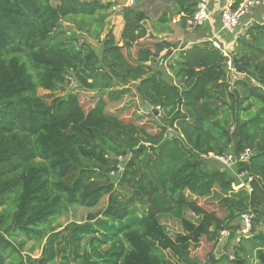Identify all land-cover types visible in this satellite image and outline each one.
<instances>
[{
	"label": "trees",
	"instance_id": "obj_1",
	"mask_svg": "<svg viewBox=\"0 0 264 264\" xmlns=\"http://www.w3.org/2000/svg\"><path fill=\"white\" fill-rule=\"evenodd\" d=\"M198 1L174 0L172 16L183 14L184 25ZM243 1L233 0L232 7ZM224 2L217 1L216 11ZM116 5L117 0H0V264L12 255L20 258L17 264H48L55 257L52 243L63 233L74 246L88 237L80 259L72 252L75 264H175L161 251L178 264H204L192 255L201 240L214 249L222 232L233 236L241 229L245 213L251 215L248 233L232 254L216 259L209 253L205 264H249L251 258L264 264V12L263 19L252 17L236 27L232 48L222 45L227 56L203 41L175 51L167 73L158 69L141 79L136 88L150 94L147 102L158 107L160 117L144 114L162 132L157 144H148L143 128L105 112L102 96L108 92L110 102L123 97L126 91L115 94L114 87L134 82L136 66L163 51L170 54L175 44L155 43L130 64L125 51L146 36L147 20L145 11L131 6L120 7L119 39L108 30L100 52L57 38L61 22L72 19L99 37L106 13ZM232 73L243 78L233 81ZM67 77L101 96L88 112L78 94L65 93ZM38 89L51 95L50 102L36 95ZM198 116L207 119L196 126ZM175 124L185 126L188 139L161 138ZM245 150L251 156L235 171L246 176L247 187L238 190L232 187L234 167L204 158ZM119 157L123 170L111 177ZM105 197L102 211L87 214L82 223L70 222L59 232L49 227L72 206L93 209ZM209 198L224 207L225 217L199 203ZM237 219L240 224L232 227ZM162 220L180 232L170 234ZM15 235L46 237L40 258L23 262V244L14 243ZM108 243L115 245L98 250Z\"/></svg>",
	"mask_w": 264,
	"mask_h": 264
},
{
	"label": "rangeland",
	"instance_id": "obj_2",
	"mask_svg": "<svg viewBox=\"0 0 264 264\" xmlns=\"http://www.w3.org/2000/svg\"><path fill=\"white\" fill-rule=\"evenodd\" d=\"M56 1L57 0H53V2ZM132 1V7H140L143 11H145L147 15V20L143 22V26L146 29V36L142 40H140L137 45H133L130 49H127L125 51L128 62L130 64H133V66L136 65V59L143 49L152 50L153 45L161 41H169L171 43H174L176 48L169 51L171 55L167 54L166 51H163L158 55H154V57L151 58L148 62L140 63V66H136L135 73L137 77L135 78L134 82L128 83L124 86L114 87L115 94L119 93L120 91H126V93L122 95L123 97L118 98L114 102H110L107 99L108 92H105L102 96V99L106 102L105 112L107 114L111 116L116 115L118 119L126 124H133L137 127L143 128V132H140L143 141L148 144H157L160 141L159 135L162 132H160V129L158 128L155 120L151 116L145 115L143 111L145 104H149L147 101L148 99H150V94L146 90H138V88L136 87L140 83L141 79L155 70L162 69L163 71H165V73H167L165 64L172 59L175 51L180 50L181 47L186 48L189 43L195 41H200V43L203 41H207L209 35L205 33L207 35L206 36L202 31V28L192 32H185L184 26L180 22L179 17L172 16V12L175 7L174 0ZM223 1H225L224 6H226V0ZM121 6H129V0H117V5L115 6V8L106 13L107 17L104 20L103 30L99 37L92 38L88 33L85 32V29L88 26L87 24L80 25L78 19H72L61 22L59 29L56 31L57 34L62 33L61 35H58V40L61 39V41H64L65 37H68L69 40L67 43L71 46H74L75 48H78L81 44L86 43L89 44L97 52H100L101 43L108 30H112L115 40L119 39V35L123 25L122 18L119 15V9ZM263 12L264 4L261 0V2L256 5L254 10L250 14H247L248 16L246 15L245 17H243L241 23L249 21L252 17H257L259 20H261L263 19ZM218 13L219 12L217 9L215 16L219 20ZM162 16H165L167 20L165 23L159 21ZM85 23H89V21ZM247 27L241 31V34H243L247 30ZM79 28H82V30H80ZM236 29L237 28H235L234 30ZM234 30L229 32L223 30L224 32L218 36L220 44L225 45L227 48H232L231 38L227 39V35L233 36ZM89 31L90 34L94 33V28L91 27ZM190 46L191 45H189V47ZM234 49H236L235 44L233 46V50ZM232 74L233 81L241 80L243 78V75H239L236 73ZM166 77L168 81L171 79V76L169 75H167ZM74 82L76 83L73 88H69L68 84H66L65 93L78 94L79 100L82 104V110L84 113H86L95 106L101 96L96 91L92 92L81 89L75 79ZM36 95L47 102H50L52 98L51 95H48L47 92L41 89L37 90ZM56 95H60V93L55 94V96ZM250 111L251 113H254L255 107H253ZM240 115L241 117L244 116V112H242ZM206 119V117L198 116L196 121H194V124L198 126L202 124ZM184 128L185 126L181 127L175 124L174 131L172 129H168L166 133H163L161 138L168 136H179L180 138L186 137ZM184 139L186 140L188 139V137ZM210 167H215V165H211ZM233 167L234 170L232 171L231 175L233 176L234 181L232 187L234 188V190H237L238 184L245 183L246 176L236 173L235 165ZM233 167H231L230 169H232ZM105 201L106 197L103 198V200L93 209L72 206L66 213L53 220L50 223L49 227L56 229L55 232H59L65 225L70 222H75L77 224L82 223L85 220L87 214H96L102 211L105 206ZM199 203L203 207H205L206 210H214V212H216L219 217H225L226 212L224 210V207L216 203L215 200L209 198L208 200H199ZM162 222L168 228V232L170 234L173 235L174 233L180 232V229L174 222L167 220H162ZM238 224H240L239 219L232 221L230 225L232 227H235ZM229 233L230 231H224L221 233L218 245L214 249L212 248V244L207 243L204 239H202L199 247L192 252V255L197 257L204 264L206 263V258L209 253L213 252L216 259L220 258L224 254L231 255L233 246L238 242V238L241 235H246L248 233V228H245L242 225L241 229L236 230L233 236H229ZM87 238V236L81 237L77 242V245L74 246L67 238L66 233L61 234L52 243L53 249L55 251V257L52 262H49L48 264H70L71 262H74V264L77 263L72 258L74 257V255H72V252L78 254V257L80 259V257L88 250L86 245ZM12 240L15 244L19 242L23 244L22 250L20 252L21 260L23 262L28 261L27 257H30V259L32 260L40 258L46 243V237H44L42 240L37 241L26 239L22 235H15ZM114 245L115 243H108L106 245L98 244V250L102 253H105ZM161 253L164 257L169 258L174 261L175 264H178L177 259H175L169 252L161 251ZM19 261L20 258L17 255H12L6 259L5 264H17ZM249 264H257V262L254 258H251Z\"/></svg>",
	"mask_w": 264,
	"mask_h": 264
},
{
	"label": "built area",
	"instance_id": "obj_3",
	"mask_svg": "<svg viewBox=\"0 0 264 264\" xmlns=\"http://www.w3.org/2000/svg\"><path fill=\"white\" fill-rule=\"evenodd\" d=\"M218 0H199L196 6V9L193 15L189 18H186L184 21V30L188 32H192L197 28L205 25L206 23H210L215 15ZM227 5L223 7L222 10L219 11V31H232L234 30L240 23L243 17H245L248 13L256 7L261 0H244L238 6L232 7L233 0H226ZM264 4V1L262 0ZM133 4L132 0H129V6ZM183 14H181L182 16ZM219 34L217 32H212L211 36L207 38V41L217 50L223 52L225 56H227L226 51L223 50L222 44H220L218 40ZM228 67H230V62H227ZM67 84L69 88H73L75 86V82L73 78L67 77ZM251 156V152L249 150H245L241 152L239 155L232 154H224V155H209L204 158H212L218 163H220L223 167L231 168L237 163L247 162L249 157ZM118 161L120 164L117 167L116 172H112L110 174L111 177H115L116 175H120L123 170L124 159L119 157ZM249 181V180H248ZM247 187V183H241L237 185V190ZM234 189V188H233ZM251 215L248 213L241 215L242 223H244L245 228H249Z\"/></svg>",
	"mask_w": 264,
	"mask_h": 264
},
{
	"label": "crops",
	"instance_id": "obj_4",
	"mask_svg": "<svg viewBox=\"0 0 264 264\" xmlns=\"http://www.w3.org/2000/svg\"><path fill=\"white\" fill-rule=\"evenodd\" d=\"M132 7V6H131ZM181 16V15H180ZM180 16L179 19H180ZM184 26V25H183ZM220 24H219V20L217 18H212V20L210 21V23H206L203 27H202V31L204 32V34L206 33L207 35L211 36L212 32H217L219 35H221L224 31H219L220 29ZM185 31V30H184ZM187 32V31H185ZM205 34V35H206ZM229 34V33H227ZM206 35V36H207ZM232 36L231 35H227V39L228 38H231ZM197 43H200V41H195V42H192V43H189V45H193V44H197ZM189 45H187L186 48L189 47ZM182 48V47H181ZM184 48V47H183Z\"/></svg>",
	"mask_w": 264,
	"mask_h": 264
},
{
	"label": "water",
	"instance_id": "obj_5",
	"mask_svg": "<svg viewBox=\"0 0 264 264\" xmlns=\"http://www.w3.org/2000/svg\"><path fill=\"white\" fill-rule=\"evenodd\" d=\"M144 111H146L147 113H152L155 117H160L159 116V111L156 108H152L149 104H145L144 106ZM242 225L244 226V223H242Z\"/></svg>",
	"mask_w": 264,
	"mask_h": 264
}]
</instances>
